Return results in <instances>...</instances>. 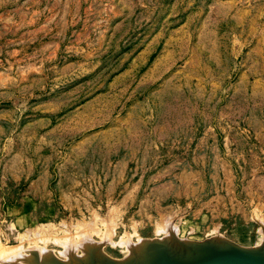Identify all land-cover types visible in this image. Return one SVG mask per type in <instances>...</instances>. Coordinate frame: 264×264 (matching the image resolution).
I'll return each mask as SVG.
<instances>
[{
	"label": "rangeland",
	"instance_id": "1",
	"mask_svg": "<svg viewBox=\"0 0 264 264\" xmlns=\"http://www.w3.org/2000/svg\"><path fill=\"white\" fill-rule=\"evenodd\" d=\"M166 228L264 232V0H0V255Z\"/></svg>",
	"mask_w": 264,
	"mask_h": 264
},
{
	"label": "bare ground",
	"instance_id": "2",
	"mask_svg": "<svg viewBox=\"0 0 264 264\" xmlns=\"http://www.w3.org/2000/svg\"><path fill=\"white\" fill-rule=\"evenodd\" d=\"M170 228H166L165 235L155 241L147 242L139 238L137 241L124 242L126 255L117 260L103 254L91 253L90 247L95 240H91L87 234H81L77 239L67 238L64 241V251L59 252L66 256V261L53 257L50 254L52 249L35 245L33 248L0 255V264H36L37 261L39 264H264V232L257 244L242 245L223 239L222 236L211 237L206 241L175 242L169 238ZM79 249L82 250V255H75ZM31 251H37L38 254Z\"/></svg>",
	"mask_w": 264,
	"mask_h": 264
}]
</instances>
